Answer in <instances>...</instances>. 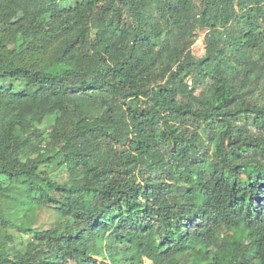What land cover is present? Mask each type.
<instances>
[{"label": "trees", "instance_id": "16d2710c", "mask_svg": "<svg viewBox=\"0 0 264 264\" xmlns=\"http://www.w3.org/2000/svg\"><path fill=\"white\" fill-rule=\"evenodd\" d=\"M67 1L0 0V264H264V0Z\"/></svg>", "mask_w": 264, "mask_h": 264}, {"label": "rangeland", "instance_id": "374dc122", "mask_svg": "<svg viewBox=\"0 0 264 264\" xmlns=\"http://www.w3.org/2000/svg\"><path fill=\"white\" fill-rule=\"evenodd\" d=\"M74 4H75V0H69L63 3L62 5L64 7H71ZM204 33L205 31H197L195 42L191 47L192 53L198 57L202 56L205 51ZM46 123H48V121ZM48 170L59 181L65 178L66 172H64L62 168L53 166L48 168ZM36 221H37L36 224L38 225L48 226L51 222L54 221V215L52 211L51 212L42 211L41 213L39 212L37 214ZM28 236L29 235L27 233L24 234L15 233V231L11 228L8 230L0 226V246H2L1 250H3L4 254H7L9 258H12V256L15 254V250L20 247V242L26 240ZM8 237L12 239L7 242L5 240ZM142 264H152V262L149 261L148 259H144V262Z\"/></svg>", "mask_w": 264, "mask_h": 264}, {"label": "built area", "instance_id": "2783aa9c", "mask_svg": "<svg viewBox=\"0 0 264 264\" xmlns=\"http://www.w3.org/2000/svg\"><path fill=\"white\" fill-rule=\"evenodd\" d=\"M187 83L190 85V84H191V81H190V80H188V81H187Z\"/></svg>", "mask_w": 264, "mask_h": 264}]
</instances>
